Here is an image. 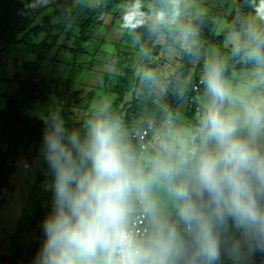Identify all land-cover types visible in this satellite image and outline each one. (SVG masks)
Here are the masks:
<instances>
[{
    "label": "clouds",
    "instance_id": "9594fccd",
    "mask_svg": "<svg viewBox=\"0 0 264 264\" xmlns=\"http://www.w3.org/2000/svg\"><path fill=\"white\" fill-rule=\"evenodd\" d=\"M169 3L171 14L152 12L156 23L180 15V0ZM142 7L126 5L121 27L143 26ZM255 15L264 21V0ZM202 83L210 100L196 129L168 133L146 165L105 110L83 136L52 115L44 145L54 202L35 264H241L264 252V97L223 109L231 92L218 63L206 64ZM157 189L175 218L161 211Z\"/></svg>",
    "mask_w": 264,
    "mask_h": 264
},
{
    "label": "rangeland",
    "instance_id": "374dc122",
    "mask_svg": "<svg viewBox=\"0 0 264 264\" xmlns=\"http://www.w3.org/2000/svg\"><path fill=\"white\" fill-rule=\"evenodd\" d=\"M34 1L35 9L41 11V17L53 8L52 6L46 7L43 4L45 0ZM236 1L229 0L228 9H225L227 17ZM99 3L100 0H74L71 8L73 11L72 23L67 31L60 35L47 61L41 67L34 68L28 65L35 59V56L30 54L26 44L14 45L5 50L4 64L0 68V109L6 107V95L14 93L17 87L16 82L33 75L35 81L46 92L47 100H39L25 113L31 117L49 119L52 115L59 117L58 113L61 109L65 105H69L74 122L80 123L87 117L93 119L102 110H105V113L112 110L111 107L116 98V94L113 92L114 85L117 77L123 74L126 68L133 70L132 78L135 83L139 79V85H134V88L127 94V102L132 100L134 94L138 96L146 74H153L154 90L158 94L159 100L164 101L173 97L171 77L176 74L177 78H183L182 74L178 73L179 69L189 70V78H197L200 69H203L209 61L214 62L218 54L217 47H210L208 51L203 50L204 41L200 39L197 31L188 27L187 20L208 14L211 8L224 4L223 0H180V15L174 22L170 20L168 23H156L155 17L145 12L148 15L145 24L132 31L121 27L125 6L132 1L126 3L125 0H121L108 13L91 17L89 10L96 8ZM89 18H91L88 29L89 40L83 45L81 51H78L75 40L80 35L81 25ZM214 21L218 33L227 26L226 18H214ZM253 22L256 25L264 23V21L258 20L256 15ZM161 25L166 31L158 35L157 31ZM50 30L54 33L57 32L53 28ZM45 35V33L41 34L34 42H40ZM242 35V33L236 32L230 34L224 45L228 51L227 53L225 51L226 55L223 56L222 63L226 62L224 60L232 54L229 53L230 44L234 41H241ZM262 43L258 49L250 48L246 56L251 58L254 56V52L259 53ZM147 47H150L151 50L148 56L144 54ZM245 71L248 74L263 72L262 69L255 71L252 68L241 72ZM105 75H109L110 78L107 80ZM66 82L69 83L67 95L63 93L67 87L65 86ZM226 82L229 87H233L232 79H227ZM184 110L185 104H182L177 115V122L186 118ZM82 125L84 135L87 122L83 121ZM177 127L175 132H191V128L186 125H181V130ZM5 149L6 145L1 143L0 160ZM45 155L43 139L34 144L29 152L23 154L25 158H15L18 169L3 191L0 226L2 224L8 228L15 226V220L20 218L23 210L25 213L21 224L23 226L35 225L36 221L33 222L31 219L44 221V218L53 210L54 191L49 186L53 174L46 172L43 167ZM27 157L30 158L27 159ZM33 157H35L34 161ZM32 161L30 168L29 163ZM24 164L28 169L24 167ZM40 173L46 175L40 185L46 179L49 180V185L46 186V190H33ZM31 192L32 196H29ZM156 195L160 206L172 208L171 201L162 189H157ZM36 215L39 216L35 217ZM262 255L264 252L261 251L259 256Z\"/></svg>",
    "mask_w": 264,
    "mask_h": 264
},
{
    "label": "trees",
    "instance_id": "16d2710c",
    "mask_svg": "<svg viewBox=\"0 0 264 264\" xmlns=\"http://www.w3.org/2000/svg\"><path fill=\"white\" fill-rule=\"evenodd\" d=\"M125 1L126 3L133 2V0ZM223 1L224 4L211 8L208 14L187 20L188 27L197 31L200 39L204 41V51H208L210 47L218 48L214 63L219 65L226 50L224 47L226 39L233 32L244 34L252 28L255 9L260 2V0H237L232 5V10L227 17L225 9H228L229 0ZM73 2L74 0H50V2L45 0L43 4L46 7L52 6L53 8L41 17V11L34 7V0H0V68L4 64L3 54L5 50L19 44H26L30 54L35 56V59L29 62L28 65L34 68L41 67L47 61L60 35L65 33L72 23L73 11L71 8ZM120 2L121 0H100L96 8L89 10L91 17L108 13ZM141 3L144 12L152 14L153 11L166 10L171 14L172 6L169 0H141ZM214 18H226L227 20L226 28L220 33L217 32ZM90 21L91 18L81 25L80 35L75 40L78 51H81L83 45L89 40ZM52 28L57 32H52L50 30ZM164 31L166 30L161 25L157 34L161 35ZM43 33L46 34L45 37L40 42H34ZM150 51V47H147L144 54L148 56ZM244 52L241 49L234 53L227 66L224 69L221 68L224 80L235 70L253 69L264 57V42L258 55L249 59L246 63L240 61ZM205 66L200 69L197 78L191 77V79H189V70L179 69L178 73L182 74L183 78H177L176 74L171 77L173 97L164 101L159 100L154 90L153 74H146L138 96L134 94L129 102L126 101V96L134 88V85H139V79L135 83L132 78L133 70L130 68H126L124 73L117 77L113 89L116 98L112 104V110L105 114L119 122V134L126 143L131 145L136 156H138L139 144L131 139L130 132L132 130L145 129L152 119L164 121L169 117L171 118L176 114L180 104L185 99L190 100L197 94H201L210 100V97L206 94L204 84L199 86V91L194 89V86L204 77ZM105 78L108 80L110 76L105 75ZM16 83L17 88L14 93L6 95V107L0 109V144L6 145L0 160V208L3 205V191L18 169L15 158L23 156V154L30 151L34 144L41 142L52 123V117L39 119L25 113L39 100H47L46 92L35 81V77L32 75ZM65 86L67 87L63 93L67 95L69 93V83L66 82ZM58 115L59 119L64 122V128L68 133L77 131L81 136L84 132L83 121L88 123L91 120L90 117H87L82 122L75 123L69 105H65ZM29 158L27 157V159ZM44 169L46 172L53 174L47 160ZM45 176V174L39 175L37 183L40 184ZM226 259L224 258L223 264Z\"/></svg>",
    "mask_w": 264,
    "mask_h": 264
},
{
    "label": "crops",
    "instance_id": "0c3cea01",
    "mask_svg": "<svg viewBox=\"0 0 264 264\" xmlns=\"http://www.w3.org/2000/svg\"><path fill=\"white\" fill-rule=\"evenodd\" d=\"M251 29H254L258 33V35L256 37H253L252 33L248 30L246 33L244 34L242 33L243 35H242L241 41L232 42L230 44V49H229V53H232L231 56H229L228 59H225V60L223 59L224 61H226L224 63H222V59H221L220 65L222 69H224L227 66L228 62L233 58L234 53L240 51L241 49L245 51L244 55L242 56L240 60L243 63H246L249 59L256 56L254 55L251 58H249L248 56H246V53L252 47L258 49L260 44L264 42L263 41L264 31L261 33V31L264 30V23H260L258 25L253 24ZM228 38L226 39V41L228 40ZM225 51L227 53L228 49L226 48ZM226 53H224L223 55L224 57ZM208 63H214V62L209 61ZM258 64L259 62L256 65L257 67L255 66L256 68L254 67L253 69L255 71L257 70L260 71L262 69L263 70L262 73H258V72L251 73L250 72L248 74L247 71L241 72L242 70H246V69H238V70L233 71L230 75L226 77L224 81H225L226 86L230 89L231 100L226 99L223 102L222 104L223 109L227 110V109L235 107L237 110H239V102L241 99H247V98H252V97H256V98L264 97V59L261 60L259 66ZM227 79H232L234 81V83L232 84L233 87L228 86L226 82ZM208 102H209V99L201 94L195 95L190 100L185 99L180 104L176 114L174 116H171L172 125L166 130L164 138H166L168 133L175 132L176 126H178L177 128L181 130L180 126L186 125L187 127L191 128L190 131L193 132L198 126L199 114L203 112L204 107L206 106ZM182 104H185L184 113L186 115V118L185 119L183 118L179 120L180 122H177L178 121L176 120L177 115L179 114ZM192 104H194L195 106H199L200 109L196 110L195 108L192 107ZM156 152L157 151H151L147 153L143 158H140L141 159L140 163L146 165L148 162V158L154 155ZM22 157L25 158L24 156H21L19 158H22ZM138 157L139 155L137 156V158ZM34 158L35 157H33V161H34ZM33 161L29 163L30 168L32 167ZM24 167H25V164H24ZM38 177L35 181L33 190L35 189L46 190L47 189L46 186H48L51 181L46 179L40 185L39 183H37ZM48 191L51 192V190H48ZM29 196H32V192L29 193ZM160 209L164 214L169 215L172 218H175L173 208H169L168 206L163 205V206H160ZM24 213H25V210L22 211L20 218H17L15 220V226L9 227V228L3 224L0 226V264H35L38 252L40 248L42 247L44 240L46 239V236L43 230L44 221L37 220V219L35 220L33 218L31 219V221L33 222L36 221L35 225L23 226L21 222L24 217ZM38 216L39 215H36L35 217H38ZM259 254H261V251L260 252L256 251L255 253L251 254L246 260L242 261L241 264H264V255L259 256ZM1 257H3L4 259L2 260ZM224 264H233V262L229 259H226Z\"/></svg>",
    "mask_w": 264,
    "mask_h": 264
},
{
    "label": "built area",
    "instance_id": "2783aa9c",
    "mask_svg": "<svg viewBox=\"0 0 264 264\" xmlns=\"http://www.w3.org/2000/svg\"><path fill=\"white\" fill-rule=\"evenodd\" d=\"M202 80H199L198 84L194 86L196 91H199V86L203 85ZM192 107L199 110V106L192 104ZM172 125L171 118H167L164 121H158L152 119L149 125L145 129H134L130 132L131 139L135 140L139 144L138 159L143 158L147 153L151 151H157L161 139H164L166 130ZM29 167V166H28ZM136 223L138 227H143V217H137Z\"/></svg>",
    "mask_w": 264,
    "mask_h": 264
}]
</instances>
